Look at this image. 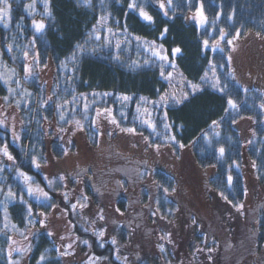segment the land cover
<instances>
[{"label": "rangeland", "instance_id": "374dc122", "mask_svg": "<svg viewBox=\"0 0 264 264\" xmlns=\"http://www.w3.org/2000/svg\"><path fill=\"white\" fill-rule=\"evenodd\" d=\"M194 12L189 13L187 19L201 27L197 21L191 18ZM35 19L45 22L43 18ZM32 27L34 28L33 25ZM261 36L264 35L261 34ZM233 37L226 36L223 41H219L217 50L222 48L227 51V57L229 55L232 57L229 66L235 81L243 89L247 88L248 91L258 92L262 97L261 103H264V39L256 36V32L253 31L240 32L238 38L233 39ZM229 39H233L231 45L227 44ZM218 40L219 38L216 41ZM214 42H210V45ZM31 46L29 56L25 60V64L32 66L34 75L31 78L25 75V64L23 69H17L16 66L10 65L5 60L6 52L0 47V55L4 56V58L0 57V73L3 74L1 79L8 91L6 96L0 98V120L5 121L4 125H0V134L2 130L7 131L11 144L21 147L23 131L28 129L21 110L37 108L42 117L47 116V119L42 118L40 125L43 133L42 158H39V161L37 158L39 156L32 154V158H36L40 167L37 168L30 163L32 170L37 172L36 176L34 171L31 173L23 167L22 161L26 159V156L22 161L17 159L7 145L8 150L15 157V167H6L3 172H0L2 180L6 177L5 181L0 184V187L4 188V191L0 192V206L3 209V222L9 224V227L6 228L11 235L9 248H26L30 245L32 251L33 238L39 233L45 232L49 235L51 232L53 235L49 236L54 239V246L60 248V251L67 250L72 253L68 256H61L64 264H169V262L170 264H221V261L223 264L222 258L225 252L238 248L240 249L239 255H244V259H247L246 264H264V220H261L259 224L253 222L264 216V178L259 175L258 165L256 169L252 168V163L257 164V162L249 153L253 144L264 145V135H258L255 131L256 135L253 136V130L257 124L255 118L249 117L234 123L243 142V153L238 162L240 167H235L242 183V194L234 199V202H242L245 205L244 215H241L218 195L217 189L219 188H216L212 182L216 177V168L207 166L204 169L199 164L193 144H187L181 149L175 142L167 141V143L159 144L160 148L157 150L154 147L155 144L149 145L144 139L145 137L138 132L135 134L122 133L115 129L109 119L105 118L106 114L96 115L98 109L89 114L93 116L92 119L91 116L85 119L77 115L68 119L64 114L65 120L71 121V123L59 120L61 109H57V107H54L53 111L51 110L50 116L46 115V109L52 105L53 99L47 105L42 102L48 96L53 97L55 69L50 60L44 64L47 67L41 63L34 64L33 56L37 52L34 41L31 42ZM171 71L173 79L171 83L167 81L168 88L165 92L175 91L179 95L183 91H188L187 82L189 80L181 74L177 67L175 70L171 68ZM207 78L212 79V74L207 75ZM34 80L41 90L31 86ZM9 88L15 91L9 92ZM120 95L122 94L117 97ZM151 102L141 103V108L147 107L151 113L153 108ZM129 104H122L123 113L127 111ZM156 107L161 108L159 105ZM167 107L161 109L165 112ZM106 108H111L116 116L112 105ZM261 110L263 116L260 123L264 124V109ZM116 118L119 120L117 116ZM144 119H151V115L146 114ZM76 120L84 125L83 129L78 128ZM93 120L96 121L95 124H92ZM97 127L103 135L95 131ZM61 128L64 129L63 132L59 131ZM88 128H92L94 135L91 136L92 133L90 134ZM13 130L21 137L20 140L13 139ZM109 131L113 132L111 136L108 135ZM3 140L4 137L0 135V146L4 145ZM250 140L251 144L248 143ZM112 145L113 150L119 152L115 161L127 162V160L137 158L142 162L139 165L130 163L127 167L140 166L138 168L142 180L149 183L145 193H139L138 189L131 192L130 188L129 201L126 200L130 203L127 208H124L123 205L120 206L118 202H105L104 198L115 199L109 197L101 189L93 190L92 188L89 190L88 184H86L89 182L88 177L92 171L108 170L106 165L109 162V155L107 152L112 151ZM24 146L26 152L31 150L28 142H25ZM64 149L68 150L67 155H64ZM0 162L3 165L13 163L2 154H0ZM154 163L160 164L159 167L172 180L171 186L167 187L169 188L168 193L162 191V187L165 186L156 182L154 175L156 172H152L153 165H151ZM75 166L85 169H81L79 170L81 172L73 175ZM17 171H23L32 176V186H39L49 192L50 199L43 200L29 196L25 182L16 175ZM110 173L113 178L122 179L124 175L121 169L116 168L110 169ZM60 175L65 176L63 182L58 179ZM2 180L0 179V181ZM48 180L53 181L51 187L48 185ZM128 184L131 187V180L128 181ZM6 185H10L15 193H17V186L21 185L25 194H17L15 200H6ZM158 185L162 187L158 188ZM114 187L115 184L112 181L111 189ZM173 187L176 188L174 193L171 191ZM245 187L247 188L246 194ZM115 189L116 187L113 191ZM65 194L68 196L67 200L64 199ZM21 195L23 199L19 198ZM141 195L142 204L133 202L134 198ZM83 196H87L88 200H83ZM77 200L86 206L80 208L78 205L77 209L73 211L71 204L76 203ZM156 200H159V204L156 203ZM25 201L27 204H31L30 202L33 201L40 204L36 206L31 204L33 216H28L26 227L20 229L14 224L7 209L13 202L25 203ZM114 203H117L118 206H115ZM49 204L55 205V207H42V205ZM150 204L157 206L159 211L155 216L150 215L149 218H146ZM177 207L179 211H176ZM101 208L104 210L105 216L103 221L99 220L97 215ZM117 208L119 212L116 211ZM41 211L46 213V217L41 218L36 215ZM5 214H7V220H5ZM193 218L197 220V224L192 223ZM30 219L36 222L30 225L28 223ZM40 219H44L43 225L39 223ZM123 220H125V224H123ZM138 220H142V222L139 221L140 223L137 224ZM12 225L15 227L13 228ZM102 229L105 230L103 238L94 234V231ZM169 232L172 234L171 243L161 239ZM113 237L116 238V244L111 242ZM200 239H204L201 245ZM84 241L88 243L85 244ZM67 243L73 244L72 249L61 247ZM160 244L165 246L164 253H161L158 247ZM238 244H240L239 247ZM209 248L213 249L211 253L208 252ZM31 251L23 256L14 253L13 259H19L20 264H28ZM221 251L223 252L222 258ZM117 254L120 259H117ZM209 255L212 256L211 261L208 260ZM124 257H127L126 262ZM257 261L259 262L257 263Z\"/></svg>", "mask_w": 264, "mask_h": 264}, {"label": "trees", "instance_id": "16d2710c", "mask_svg": "<svg viewBox=\"0 0 264 264\" xmlns=\"http://www.w3.org/2000/svg\"><path fill=\"white\" fill-rule=\"evenodd\" d=\"M11 2L13 20L10 28H5L3 24H0V47L6 52L7 59L13 66L23 69L26 60L23 57V52L31 51L33 36L36 37L34 45L39 52V63L44 65L50 60L55 69L53 102L46 109V115L50 116L51 110L53 111L54 107L62 102L64 108L61 109V112L66 114L68 119L76 115L85 118L83 107L85 103L89 105L87 119L91 116L89 114L94 113L96 109L112 105L122 127H136L137 132L143 137L149 138L152 144L167 143L164 135L158 136L155 134L157 132L168 136L175 135L176 139L184 145L193 144L199 164L204 169L207 166L216 168V177L212 181L215 187L225 191L224 182L227 175L231 174L234 177L233 189H228L225 194L229 196V199L241 196L242 183L233 161H240L243 142L238 129L231 121L234 119L238 122L249 117L255 118L257 120L256 133L264 135V124L260 123L263 116L260 108L262 97L255 90L245 92L235 81L227 60L226 50L222 52L220 50L213 52L210 48L206 50L203 40L216 41L219 38L220 28L226 31L228 38L234 36L237 30L260 32L264 35V0H203L205 14L209 19L207 29L199 27L196 23L185 18L189 13L196 11L197 0H192L191 8L184 6L185 0H173L175 15L169 11L167 16L158 7L156 0L146 2L144 8L154 17L155 21L151 24L140 18L136 12L128 9L129 0H104L106 9L103 11L100 0H92L93 6L90 8L83 6L80 0H51V17L42 15L44 12L42 0H36V11L31 15L24 8V5L30 3L31 0H11ZM109 13L107 22L103 23V27L99 29L100 39L97 40L93 35L87 45V47L97 50L77 53V60L73 61L71 54L76 50L77 44H82L89 34L95 31L94 26L101 22V16ZM35 18L45 19L46 28L43 32H36L32 27V20ZM212 21H215V30H213ZM165 26L168 27L169 32L165 37L160 38L159 33ZM125 27L126 31H122ZM109 28L112 30L111 33L108 32ZM112 33L116 35H112ZM137 36L148 41L155 40L157 44H163L164 48L169 50L167 54L170 59H174L181 74L190 82L200 84L203 89L190 95L189 100L182 104H173L172 102L168 104L167 122L172 125V128L168 129L166 133L161 123V118L164 116L163 109L157 107L155 110L151 109V120L157 125L155 132L136 118L138 116L136 104L139 102L140 96L146 97L149 101H157L168 88V82L159 74L158 62L135 39ZM10 37L15 39H10ZM109 39L112 41L111 44L106 43ZM116 40H127L128 43H122L118 50L115 47ZM8 44H13L11 52L8 51ZM177 46L182 49V52L172 57L170 49ZM0 57L4 58L3 55ZM146 60L150 63L145 64ZM3 61L5 62V60ZM133 62H139L140 66L137 67ZM129 65L132 66L129 67ZM212 65H215L214 71ZM164 71L166 75L171 71V67L166 66ZM205 73L212 74V79L209 80L214 79V74L218 76L221 86L226 87L227 95L208 84H202L200 78ZM230 73L231 75H229ZM31 86L41 90L36 80L31 83ZM35 88L33 89L36 90ZM106 92L112 93V95H102ZM7 93V87L0 78V98L6 96ZM119 94L133 96V101L130 102L123 117L121 116L122 103L117 99ZM74 96L77 97L75 100L72 99ZM228 96L237 102L238 110H230L227 113L224 111L228 107ZM34 109L21 110L28 127L23 131L21 147L11 144L7 131L2 130L0 135L4 137L3 143L9 146L17 159L22 161L26 156V159L22 161L23 167L29 172L34 171V175H37V172L32 170L30 163L32 154L38 155V159L42 158L43 133L40 125L43 117L40 115L39 109ZM222 117L223 120H221ZM213 120L220 122L219 127L212 126ZM88 130L90 134L92 133L91 136L94 135L92 128H88ZM216 132H219V136L215 135ZM205 134L208 139H205ZM25 142L31 146L29 152H26ZM221 146L226 149L223 157L218 151ZM111 147L112 151L107 152L109 155V162L106 165L108 169H121L132 162L130 160L127 162L115 161L119 152L113 150V145ZM249 153L257 162L259 175L264 178V145L253 144ZM140 163L142 162L138 159V162L134 164L139 165ZM230 164L233 165L231 170L228 168ZM155 177L162 186H171L172 180L162 169L156 172ZM0 179L2 180V178ZM5 179L6 177L0 181V184ZM17 194H25L21 185L17 186ZM30 203L35 206L40 204L37 201ZM7 211L18 228L26 227L28 214L25 203L13 202L8 206ZM2 212L3 209L0 206V264H9L7 253L11 235L4 228ZM203 240L200 239V245L203 244ZM54 242V239L45 232L36 235L33 238L28 264H36L41 253H45L48 257L47 264H64L61 255L55 250ZM237 246L239 247L240 244ZM221 248L224 249V247ZM239 250V248L229 250L225 252L223 258L221 251L223 264H246L247 259H244V255H239Z\"/></svg>", "mask_w": 264, "mask_h": 264}, {"label": "snow or ice", "instance_id": "6c2138e0", "mask_svg": "<svg viewBox=\"0 0 264 264\" xmlns=\"http://www.w3.org/2000/svg\"><path fill=\"white\" fill-rule=\"evenodd\" d=\"M146 2H150V0H129V3L127 4V7L129 10L136 12L140 18H142L144 21L148 22L149 24L154 23V17L152 15H150L144 8V4ZM198 2V7L196 8V11L193 13L192 15V19L197 21V23L201 26L204 27L205 29H207V26L209 25V19L208 16L205 14V10H204V3L203 0H197ZM80 3L85 6V7H92V0H80ZM101 6H102V11L106 9V5L104 4V0H100ZM156 3L158 4V7L163 11V14L165 16H167L169 14V11H172L173 15H175V6L173 5V0H156ZM42 4H43V8H44V12L42 13V15L46 16V17H51L52 15V11H51V0H42ZM186 7L191 8L192 6V0H185V5ZM25 10L31 15L33 13H35L36 11V0H31L30 3H26L24 5ZM12 11H13V7H12V2L11 0H0V24H3V26L5 28H10L11 24H12ZM109 14L107 15H102L100 20L101 22H98V24L96 26H94L95 31L93 33L89 34V37L87 39L84 40V42L78 43L76 46V50L71 54V59L73 61L77 60V53H84V52H89V51H96V48H92V47H87V45H89L90 40L92 38L93 35H95V38L97 40L100 39V35H99V29L101 27H103V23H106L108 18H109ZM219 15V14H218ZM217 15V18H218ZM186 19L188 17H185ZM231 19V17H229ZM22 19V18H21ZM32 25L35 28L36 32H43L44 29L46 28V24L43 20H36L33 19L32 20ZM19 26V25H17ZM212 26H213V30H215V21H212ZM122 31H126V27L125 29H123ZM108 32L111 33L112 30L109 28ZM169 32V29L167 26H165L162 31L159 33L160 38H163L166 36V34ZM112 35H116L115 33H112ZM227 36L226 31L223 28L219 29V40L212 43L210 45L209 40L204 39L203 40V46L204 48L207 50L209 48H211V50L213 52H215L218 48H219V41H223L225 39V37ZM240 36V31L237 30L235 32V35L233 37V39H236ZM256 36L260 37L261 39H264V36H261L260 32L256 33ZM10 39H15L14 37H10ZM36 37L33 36V41H35ZM135 39L140 42L143 47L145 48L146 51H149L151 53V55L156 59V61L159 64L160 67V76L165 79L166 81H168L169 83H171L172 79H173V72L169 71L167 73V75H165V71L164 68L167 67H171L173 70L176 69V64L174 59H170V56L167 54L169 52L168 49H165L163 44H157L155 40L152 41H148L147 39H144L142 37H135ZM233 39H229L227 40V44L231 45L233 43ZM111 40H107L106 43L111 44ZM122 43H128L127 40L125 41H120V40H116L115 43V47L119 50L121 48ZM8 51L11 52L13 49V44H8L7 45ZM220 51L222 52L223 49L220 48ZM171 52V56L175 57L177 54H180L182 52V49L180 47H174L170 49ZM29 56V52L28 51H24L23 52V57L27 58ZM117 59H119V57H117ZM227 60L230 62L232 60V57L229 55L227 57ZM33 63L34 64H39V52H36L35 55L33 56ZM137 67H139V62H133ZM145 64L150 63V61L146 60L144 62ZM132 65H129V67H131ZM44 67H47V65H44ZM213 71L215 69V65H212ZM24 71H25V75L28 76L29 78H31L34 73L32 70V66L29 64H25L24 65ZM14 70H13V75H14ZM231 75V73L229 74ZM0 78H3V74L0 73ZM201 83L202 84H208L209 86H211L212 88L216 89L217 91L221 92V93H225L227 95L226 92V87L225 86H221V81L219 79L218 76H215L214 74V79L213 80H209L207 78V73H205L204 76H202L201 78ZM7 82V81H6ZM16 83H19V81H16ZM188 84V91H183L181 92L179 95L175 92H165L164 94L160 95L159 100L158 101H152V105H153V109H156V106L159 105L161 108H166L168 105V102L171 101L173 104H182L185 101L189 100L190 95H194L195 93H197L198 91H202L203 89L200 87V85L197 84H193L190 81L187 82ZM15 90L12 88H9V92H14ZM245 92L248 91L247 88L244 89ZM30 95V94H29ZM97 95V94H94ZM102 95L104 96H110L112 95V93H103ZM7 99V98H6ZM53 99L52 96H48L47 99H45L42 103L44 105H47L49 101H51ZM117 99L122 103H130L133 101V96L131 95H126V94H122L119 97H117ZM73 100H75V97H73ZM65 103H68V101H65ZM93 103H95V101H93ZM141 103L143 104H147L149 103V101L147 100L146 97L144 96H140L139 97V102H137L136 104V112L138 113V116L136 117L137 119H140V122L142 124H146L149 127H151L153 129V131L155 132V129L157 127L156 123H154L151 119H144L145 115H151V113L149 112V109L147 107L141 108ZM227 105L228 107L225 108V112H229L230 110H238L239 109V105L237 104V102L231 98V96L227 97ZM57 109H63L64 108V104H57L56 105ZM84 107V116L85 119H87V114H88V109H89V105L87 103H85L83 105ZM260 108L264 109V103L260 104ZM102 114H106L105 118L109 119V122L115 126V129H118L120 132L122 133H136L137 129L136 127H122L121 126V121L118 120L116 118V116L113 114V110L111 108H103V109H98L96 110V115L100 116ZM125 114L123 112H121V116L123 117ZM167 116L168 113L165 111L164 112V116L161 118V123L163 124V129L165 130V133L167 132L168 129L172 128V125L170 123L167 122ZM44 119H47V116L43 117ZM59 120L61 121H65L66 123H71V121H66L65 120V115L63 114V112H61L60 116H59ZM221 120H223V117L221 118ZM232 123H236V120H232ZM76 125L78 126L79 129H83L84 125L79 121L76 120L75 121ZM96 121L93 120L92 124H95ZM5 121L4 120H0V125H4ZM220 122L213 120L212 121V126L215 127H219ZM59 131L63 132L64 129L61 128L59 129ZM96 132H99L100 135H103L102 132H100L99 127H97L95 129ZM113 134L112 131L108 132V135L111 136ZM156 135H164V139L166 141H171V142H175L176 144L179 145V147L182 149L185 147V145L178 141L176 139L175 135H165L162 133H155ZM216 136H219V132L215 133ZM255 130H253V136H255ZM13 139L14 140H20L21 137L16 134V132L13 130ZM146 140V142L149 145H152V141L145 137L144 138ZM205 139H208L207 134H205ZM249 144L252 143V141H248ZM154 147L159 150L160 145L159 144H155ZM219 154L221 157L224 156L226 149L221 146L218 149ZM0 154H2L4 157L7 158L8 161H12L13 163L10 165H3L2 162H0V172H3L5 170L6 167L8 168H12L15 167V157L12 155V153L8 150V146L5 143L3 146H0ZM68 154V150L64 149V155ZM31 163L34 164L37 168L40 167V164L37 162L36 158L33 157L31 160ZM233 164L235 165V167L239 168L240 164L236 161H233ZM233 167L232 164L228 165L229 170H231V168ZM252 168L256 169L257 168V164L255 162L252 163ZM16 175L18 177H21L23 179V181L26 184V191L27 194L29 196H35L37 199H43V200H49L50 196H49V192L44 191L43 188L36 186L33 187L32 186V182H33V177L29 176L27 173L23 172V171H17ZM257 178L259 179L260 176L258 175ZM58 179L63 182L65 180V176L60 175L58 177ZM53 184L52 180H48V185L49 187H51ZM225 184V191H227L228 189L233 188V184H234V177L231 174H228L226 177V181L224 182ZM5 187H7V192L5 194V199L6 200H15L17 199V193L13 192L11 189L10 185H6ZM162 186L158 185V188H161ZM4 191L3 187H0V192ZM162 191L164 193H168L169 192V188L167 187H162ZM171 191L174 193L176 192V188H172ZM225 191H221L219 189H217L218 195L224 200L226 201L229 205H231L237 212H239L241 215H244V208L245 205L242 202H234V199H229V196L225 194ZM245 194L247 193V188L245 187L244 189ZM20 199H23L22 195L19 197ZM83 200L87 201L88 197L87 196H83L82 197ZM64 199L67 200L68 196L67 194L64 195ZM25 203L27 204V202L25 201ZM156 203L159 204V200H156ZM79 205L80 208H83L86 206V204H81L79 200L76 201V203H72L71 204V209L73 211H75L77 209V206ZM42 207H55V205L49 204V205H42ZM117 212H119V209H116ZM176 211H179V208L177 207ZM5 213H6V208H5ZM104 210L101 208L99 209L97 215L99 217V220L103 221L105 219L104 216ZM27 214L29 217L33 216V210H32V205L31 204H27ZM157 214V212H152V215L155 216ZM38 217L44 218L46 217V213L41 211L39 213L36 214ZM5 220H7V214H5ZM261 220H264V216L261 217V219L258 220H254L253 222L255 224H259L261 223ZM36 221L34 220H28V223L30 225L34 224ZM39 223H41L42 225L44 224V219H40ZM192 223L193 224H197V220L195 218L192 219ZM9 224L5 223L4 224V228H8ZM12 227L14 228L15 225H12ZM94 234L98 237L103 238L105 236V230H99V231H94ZM21 235H24L23 233H21ZM49 235H53V233L49 232ZM171 233H167V235L163 236L161 239L163 240H168L169 243H171ZM26 238V237H25ZM10 239V237H9ZM61 239H64L63 237H61ZM112 244H116V238L113 237L112 238ZM15 243V242H13ZM85 244H87V241H84ZM101 246H103V244H101ZM61 247L65 248V249H72L73 244L72 243H67L64 245H61ZM161 253H164L166 251L164 244H160L158 245ZM59 255L61 256H68L71 255L72 253L65 250V251H60V248H56L55 249ZM31 251V246L29 245L26 248H9V251L7 253V259L9 264H20V260L19 259H13V254L14 253H18L20 256H23L25 253L30 252ZM213 251V249L209 248L208 252L211 253ZM119 252V250L117 249V253ZM99 259V258H97ZM117 259H120V256L117 254ZM125 262L127 261V257H124ZM208 260L211 261L212 260V256L209 255L208 256ZM48 261V257L46 256L45 253H41L36 264H47ZM170 264V262H169Z\"/></svg>", "mask_w": 264, "mask_h": 264}, {"label": "flooded vegetation", "instance_id": "af4514ba", "mask_svg": "<svg viewBox=\"0 0 264 264\" xmlns=\"http://www.w3.org/2000/svg\"><path fill=\"white\" fill-rule=\"evenodd\" d=\"M130 161H132L131 163L134 165V163L138 162V159L133 158ZM146 161L148 162V160H146ZM159 165L160 164H158V163L157 164L154 163V165L152 167L153 173L157 172V170H159L161 168V167H159ZM138 167H140V166H138ZM138 167H135V166L121 167V171H123V173H124L122 179L118 178V177L113 178L111 173H110V169L105 170L103 172H100L97 170L92 171L90 173V176L88 177L89 182H87L86 184H88L87 186L89 187V190H92V188H93V190L101 189L109 197H112L115 199V200H107L106 198H104L105 202H118V204L120 206L123 205L124 208H127V206L130 203V202H126V200L129 201L128 197H129L130 188H131V192H134L135 190L138 189L139 193H141V192L145 193L146 187L149 186L148 182H144L142 180V178L139 174V168ZM81 169H85V168L75 166V168L73 169L74 172L72 174L74 175V174L81 172V171H79ZM174 174L176 175V173H174ZM205 174H207V173L205 172ZM148 175H150V174L148 173ZM154 175H156V173ZM129 180H131V187L128 184ZM112 181H114V184L116 187L115 191H113V189L115 187L113 189H111V182ZM156 182L158 183V181H156ZM113 196H115V197H113ZM141 197H142V195L140 197L134 198L133 202H141V204H142V198ZM100 202H102V201H100ZM114 205L118 206L117 203H114ZM155 210L158 211V208L156 206L150 204V207H148V209H147L148 216H146V218H149L150 215L153 216L152 212H156ZM139 221L142 222V220H138L137 224L140 223ZM122 222H123V224H125L124 223L125 220H123Z\"/></svg>", "mask_w": 264, "mask_h": 264}]
</instances>
